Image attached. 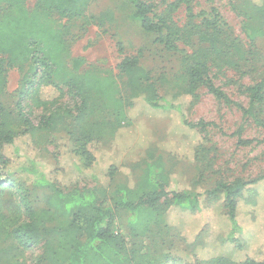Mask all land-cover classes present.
Returning a JSON list of instances; mask_svg holds the SVG:
<instances>
[{"label":"rangeland","instance_id":"obj_1","mask_svg":"<svg viewBox=\"0 0 264 264\" xmlns=\"http://www.w3.org/2000/svg\"><path fill=\"white\" fill-rule=\"evenodd\" d=\"M137 1L148 5L173 30L170 47L158 42L163 35L144 32L133 18ZM250 1L259 5L263 0ZM241 3L92 0L82 16L74 18L39 12L36 0H23L13 7L0 4V63L5 67L0 122L17 136L14 146H3L1 154L11 156L12 165L32 161L52 188L64 193L74 188L92 191L97 206L114 207L121 185L131 191L130 202L142 199L148 191L145 164L151 162L163 168L166 192L202 194L200 208L194 213L169 208L165 221L172 227L170 232L156 223L164 218L154 217L155 221L145 210L137 222L141 225L148 220V230L136 224L138 230L131 231L130 213L113 208L112 235L117 244L113 246L124 264H167L168 243L177 233L187 242L199 238L197 255L201 259L264 261V180L249 186L237 199V230L232 233L222 199L207 201L204 195L219 182L250 181L264 175V130L244 118L240 110L248 107L246 88L264 79V34L252 44L245 39ZM212 8L227 25L229 40L236 38L242 45L241 54L229 55L226 61L204 53L212 82L233 103L225 104L198 87L194 99L167 96L174 109H153L142 98L127 106L128 94L117 70L121 59L139 54L140 66L156 81L159 95L182 91L185 68L198 49L208 48L198 34L206 33L204 22L213 19ZM19 40L29 44L31 53L23 63L7 65V60L18 58ZM41 54L51 57L45 67L31 58ZM69 79L82 86L84 99L65 85ZM19 101L28 125L18 115ZM120 107L124 119L116 127L113 114ZM256 108L264 119V103ZM237 132L242 141L252 143L240 145L232 135ZM87 158L94 160L84 167ZM111 165L118 170L115 181L108 175ZM22 177L25 175L18 178ZM24 188L22 183L11 188L10 197L20 211L0 210L8 223L30 221L23 211L28 202L21 199ZM52 190L40 187L32 192L43 197ZM160 202L157 205L163 200ZM39 209L43 207L39 205ZM93 216V212L76 216L51 212L44 221L56 224L58 233L31 248L16 241L1 242L2 263L64 264L69 248L85 240L86 222ZM105 255L111 257L112 251L105 249Z\"/></svg>","mask_w":264,"mask_h":264},{"label":"trees","instance_id":"obj_2","mask_svg":"<svg viewBox=\"0 0 264 264\" xmlns=\"http://www.w3.org/2000/svg\"><path fill=\"white\" fill-rule=\"evenodd\" d=\"M23 0H0V4H7L9 7L17 6ZM185 0H179L180 3ZM188 0H186L187 2ZM92 0H36V9L39 12L56 13L61 17L74 18L80 17L84 13L85 9L91 4ZM175 6V5H173ZM136 11L133 14V18L138 20L141 24V28L146 33H153L157 35H163L158 38V42L164 47H170L172 45V37L174 32L169 28L163 18L158 17L155 13L151 12V8L144 2L137 1ZM240 11L243 16L242 31L244 37L251 44L264 34V0L261 4L256 5L250 0H242ZM213 14L212 20L204 22L206 33H199L198 38L204 44H207L208 48L198 49L196 56H194L190 62V65L184 70L185 85L182 91L178 93H165L169 95H159L156 81H154L150 75V72L146 71L140 66L139 54L135 56H125L121 59L117 66L118 76L121 79L125 90L128 94L127 106L132 105V100L136 98H142L143 101L153 109H174V105L170 103V98L177 99L180 96L188 95L192 99L195 97V91L198 87L206 88L207 92L212 94L216 99L221 100L225 104H232L230 98L212 82L210 77V70L208 66V58L204 53L207 51L209 54L226 61L229 55H240L242 51L241 42L236 38L229 40V33L226 30L227 25L219 18L216 10L211 9ZM165 33V34H163ZM20 43L17 46V52L19 55L16 59L7 60V65L14 62L23 63L31 53L30 46L24 40H19ZM119 46V51H120ZM37 57L31 55L32 59H35L40 66L45 67L46 63L50 61V58L46 57V54ZM45 56V57H44ZM3 61V60H0ZM4 62L0 63V95L3 86L5 85V76L3 66ZM52 66V64H51ZM70 89H75L77 95L81 96V99L85 97V91L81 85H76L75 81L69 79L65 83ZM248 94V107L242 108V115L244 118H249L253 123L264 130V119L260 117L257 112V105L264 103V79L252 87L246 88ZM170 96V98H167ZM22 98V97H21ZM86 99V98H85ZM121 99L119 102L121 103ZM17 108L19 109V117L23 120L24 124H29L28 119L23 114L21 101L18 102ZM0 113H4L3 106L0 101ZM124 115L121 107L114 112L113 122L114 125L119 126L123 121ZM188 126L193 127L191 124L186 123ZM206 126L207 124H201ZM238 137V143L240 145H248L252 143V140L242 141L240 133L232 134ZM16 134L6 129L4 122H0V210L10 209L20 211L19 207L11 199V188H14L21 183L25 186L24 195L21 198L23 201H28L23 205V211L30 216V221L16 220L13 223L6 222L4 215L0 216V243L7 241H16L19 246L23 248H31L36 246L42 241L50 238L58 233V227L52 222H45L44 218L51 212L55 211L60 213L61 216L74 214L75 216L86 212H93L94 216L89 218L87 223V235L83 242H76L69 248L64 264H124L125 259L120 256L113 245L116 244V239L112 235V221L114 218L113 208H123L130 213V217L127 219L128 224L131 226V231L138 230L139 225L148 230L149 221L137 222L138 215L141 210L148 212V217L153 220L163 219V222H156L162 226L167 232L172 230V227L166 223V213L170 207L174 206L186 213H194L199 210L200 194L184 192H166L164 184L163 168L159 167L155 162L146 163L144 186L148 189L147 193L142 199H138L137 202H130L131 191L125 186L121 185L117 189L118 198L114 203V207H104L96 205L95 194L86 192L79 189H71L67 192H62L53 187L47 178L38 171L37 166L31 161L28 165H12V157L6 154H1L3 146H14L16 141ZM14 150H17L15 148ZM15 154V153H14ZM94 158H87L82 162L84 167L93 161ZM118 170L115 166L111 165L108 169V175L111 181H115ZM25 175L20 180L18 177ZM32 177V180H31ZM26 179H30L29 183H26ZM264 180V175L250 181L235 180L231 183L219 182L214 188L205 192V199H211L212 201L222 199L224 207L227 209L226 216L231 223L232 232L237 230V199L242 196V193L249 186L255 185ZM40 187H49L52 193H45L44 196H38L34 194L33 189ZM162 205H157L161 203ZM208 201V200H207ZM30 203V204H29ZM39 205L43 207L42 211L39 209ZM38 209V213L34 212V209ZM161 218H160V217ZM157 219H155V218ZM51 220V219H49ZM230 233V234H231ZM229 234V235H230ZM230 240H232L230 238ZM199 238H195L192 242L187 240L177 233L175 240L168 243L169 254L165 256V262L167 264H264V261H257L252 258H245L238 263L232 262L229 259L223 257H211V259H201L197 255V247L199 246ZM105 249L112 251V255H105ZM4 249L0 250V264ZM20 254V252H19ZM38 264V263H37Z\"/></svg>","mask_w":264,"mask_h":264}]
</instances>
